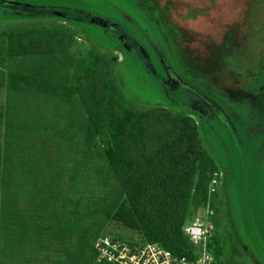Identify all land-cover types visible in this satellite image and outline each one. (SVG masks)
<instances>
[{
	"label": "rangeland",
	"instance_id": "374dc122",
	"mask_svg": "<svg viewBox=\"0 0 264 264\" xmlns=\"http://www.w3.org/2000/svg\"><path fill=\"white\" fill-rule=\"evenodd\" d=\"M10 10L32 14L2 13ZM15 28L46 29L61 41L42 56L8 58L0 51V111L17 115L15 129L31 119L24 140L11 141L14 163L21 157L45 181L73 179L79 211L126 202L106 161L87 156L78 92L66 103L9 92L6 84L8 72L19 71L71 87L72 73L95 53L108 64L117 93L136 109L166 108L197 121L217 167L188 220L216 228L219 263L264 264V0H0V32ZM193 99L206 100V116L191 110ZM8 134L3 120V150ZM99 233L141 241L114 219Z\"/></svg>",
	"mask_w": 264,
	"mask_h": 264
},
{
	"label": "trees",
	"instance_id": "16d2710c",
	"mask_svg": "<svg viewBox=\"0 0 264 264\" xmlns=\"http://www.w3.org/2000/svg\"><path fill=\"white\" fill-rule=\"evenodd\" d=\"M10 4L23 9L39 7ZM60 41L46 29L15 28L0 32V51L8 58L42 56L56 49L54 45ZM72 74L71 87L19 71H9L6 84L9 92L45 93L66 103L78 92L86 108L80 134L87 156L106 161L126 202L120 205L117 200L112 206L106 202L83 212L74 209L80 202L74 200L73 179L65 182L51 177L45 181L36 172L32 175L36 168L29 169L21 157L18 165L14 163L18 158L14 159L11 141L19 145L24 140L31 119L25 118L21 128L15 129L17 115L0 111V124L4 120L11 130L4 150L0 146V264H95V241L110 219L137 232L143 242L158 243L174 255L193 258L195 249L183 227L193 202L206 199L210 175L217 167L200 137L199 124L166 108L136 109L117 93L108 76V64L95 53ZM212 231L208 249L214 264H221V239L213 225Z\"/></svg>",
	"mask_w": 264,
	"mask_h": 264
},
{
	"label": "built area",
	"instance_id": "2783aa9c",
	"mask_svg": "<svg viewBox=\"0 0 264 264\" xmlns=\"http://www.w3.org/2000/svg\"><path fill=\"white\" fill-rule=\"evenodd\" d=\"M216 183L215 178L212 184ZM183 231L195 249L193 258L174 255L158 243L102 235L95 244V264H214L208 249L212 225L196 218L188 221Z\"/></svg>",
	"mask_w": 264,
	"mask_h": 264
},
{
	"label": "flooded vegetation",
	"instance_id": "af4514ba",
	"mask_svg": "<svg viewBox=\"0 0 264 264\" xmlns=\"http://www.w3.org/2000/svg\"><path fill=\"white\" fill-rule=\"evenodd\" d=\"M204 101L206 100H200V99L194 100L193 99V103L190 105L191 110L199 114V116H206L207 113L205 112L204 107L207 106V102H204Z\"/></svg>",
	"mask_w": 264,
	"mask_h": 264
}]
</instances>
